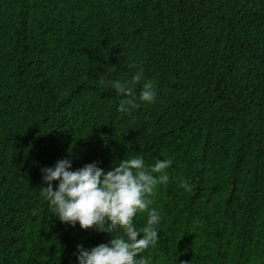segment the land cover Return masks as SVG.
<instances>
[{"label": "trees", "instance_id": "obj_1", "mask_svg": "<svg viewBox=\"0 0 264 264\" xmlns=\"http://www.w3.org/2000/svg\"><path fill=\"white\" fill-rule=\"evenodd\" d=\"M133 64L157 100L138 85L121 114L99 81ZM136 155L174 160L154 264H264V0H0V264H78L79 245L109 243L49 212L43 169Z\"/></svg>", "mask_w": 264, "mask_h": 264}, {"label": "clouds", "instance_id": "obj_2", "mask_svg": "<svg viewBox=\"0 0 264 264\" xmlns=\"http://www.w3.org/2000/svg\"><path fill=\"white\" fill-rule=\"evenodd\" d=\"M131 67L137 71L129 79L109 80L105 74L99 81L126 97L118 111L127 115L138 107V85L143 87L138 97L141 104H154L158 95L153 82L146 78L143 65ZM173 163L168 158L148 165L143 156L136 155L117 162L111 171H105L97 163L73 171L69 159L58 161L54 168L43 169L47 187L40 193L52 215L72 227L78 224L83 230L113 234L107 244L91 249L79 245L78 264H154L153 258L145 253L158 245L163 217L153 205L159 187L170 182L168 170ZM179 187L192 190L186 178H180ZM144 213L146 223L137 228L135 220ZM32 214L36 215L37 210L33 209Z\"/></svg>", "mask_w": 264, "mask_h": 264}]
</instances>
